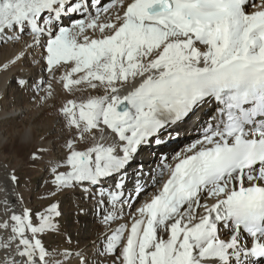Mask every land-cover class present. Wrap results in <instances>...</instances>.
<instances>
[{"label":"snow or ice","instance_id":"1","mask_svg":"<svg viewBox=\"0 0 264 264\" xmlns=\"http://www.w3.org/2000/svg\"><path fill=\"white\" fill-rule=\"evenodd\" d=\"M25 35L0 70L39 50L47 79L18 76L21 91L43 102L59 72L89 95L59 110L73 136L46 161L47 206L0 221V264H264V0H0V46ZM188 123L200 137L150 177L132 167ZM72 195L98 225L90 252L43 242Z\"/></svg>","mask_w":264,"mask_h":264},{"label":"bare ground","instance_id":"2","mask_svg":"<svg viewBox=\"0 0 264 264\" xmlns=\"http://www.w3.org/2000/svg\"><path fill=\"white\" fill-rule=\"evenodd\" d=\"M29 39L30 37L27 38V35H25L18 43L9 42L7 45L0 46V66L5 62L11 61L15 56L20 54L21 50L24 49L25 41ZM33 56H35V59H33ZM21 69H23V71H21ZM21 75L33 79L44 75L45 79H47L46 74L42 72L39 50L29 55L22 65L17 64L8 71L0 70V221L10 216L11 210H15L16 213H19L22 207L26 206L34 211L36 206H41L42 203L44 206L47 203V201H42L40 199L33 205L35 202H32L27 190H24L18 182H12L9 177L13 171L16 172L21 166L24 167V170H28L30 177H33L37 172L44 170L43 168L44 166L46 167V161L48 159L52 156H59L64 153L65 150L63 145L67 140L72 138L73 131L66 127L65 119L59 110L67 100H80L89 95L87 91L72 93L66 91L60 81L61 73L58 72L56 74V79H53L51 82V96L42 102L41 97L46 95L44 91H21L17 87L15 78ZM10 88L12 89L11 98L14 96L17 99L14 102L8 101L7 91ZM191 126L195 128V130L198 128V125L195 123H193V125L192 123L183 125L180 136L176 139L177 143L175 144L173 142L175 139H173L163 152L153 145L152 150L142 147L139 153L146 154L147 152L148 154H146V157L152 160L160 153L172 151L174 154L180 151L200 137L197 131H189V129H192ZM190 134H192L191 137H189ZM79 146L82 147V145ZM40 148L50 151L43 154V160L33 162L30 156ZM55 149L58 150L57 155ZM152 152H155V155ZM9 160H11L12 163ZM168 160L170 161L171 158ZM137 163L148 164L149 162ZM41 165H43V167H41ZM48 187L47 185L44 193L48 190ZM150 191H155V189H150ZM62 197L67 202L69 200L72 201V205H67L66 207L65 217L68 219L78 217L81 220L76 223L74 233H84L85 235L84 237L80 236L78 238L79 244L72 250L85 249L90 252V241L94 239L98 225L95 223L90 212L88 215H78L77 204L79 201L76 195H72L71 197L61 196L58 198ZM141 199H143V197H141ZM5 202L7 203L5 204ZM137 203H139V201ZM6 207L9 209L7 214ZM86 228H88V232L85 234L84 231ZM9 236V231L0 230V243L7 241ZM65 249L68 248L66 247L59 250L63 251ZM9 251L10 250L6 251L0 248V261L8 256ZM17 259H19V257H17ZM68 264H78L77 258L72 257L68 261Z\"/></svg>","mask_w":264,"mask_h":264},{"label":"rangeland","instance_id":"3","mask_svg":"<svg viewBox=\"0 0 264 264\" xmlns=\"http://www.w3.org/2000/svg\"><path fill=\"white\" fill-rule=\"evenodd\" d=\"M11 92L12 89H8L7 93H8V101H12L14 102L16 99V97L13 96V98H11ZM21 96V95H20ZM73 96V95H71ZM12 100H11V99ZM29 151V150H28ZM56 155L58 154V150L55 149ZM11 161V160H9ZM13 161V159H12ZM11 161V163H12ZM22 167V166H21ZM19 167L17 169L16 176L18 177V183L19 185L25 190H27V193H29L32 202L34 201L35 203H33V205H35L38 201L40 200L41 197H44L47 195V191L44 193L45 188L47 186V184H45V179H46V167L44 166V170H42L41 172H37L36 175H34L33 177L29 176V172L28 170H24V167ZM41 167H43V165H41ZM23 169V170H22ZM41 170V169H40ZM24 171V172H23ZM28 174V175H27ZM44 178V179H43ZM31 186V187H30ZM44 194H43V193ZM59 201H61V207H62V211L64 213L63 219L61 220V224H62V235H53V236H49V235H44L43 236V242L45 244L46 247H48V249L53 250V249H63V248H68V249H75L78 246V238L80 236H85L84 233L83 234H75L74 233V227L76 226V223L81 221L78 217L76 218H70L68 219L67 217H65V210L67 205H72V201L69 200L68 202L64 200V198H57ZM47 206V203L44 205V207ZM37 209L39 210H43L41 206H36ZM36 208H34L35 210H37ZM34 210V211H35ZM88 228L85 229V234L86 232H88L87 230ZM70 236L71 237V242L69 243L67 241V237Z\"/></svg>","mask_w":264,"mask_h":264}]
</instances>
